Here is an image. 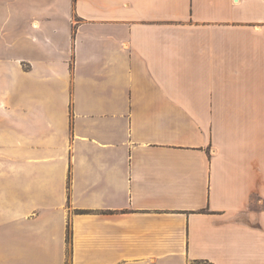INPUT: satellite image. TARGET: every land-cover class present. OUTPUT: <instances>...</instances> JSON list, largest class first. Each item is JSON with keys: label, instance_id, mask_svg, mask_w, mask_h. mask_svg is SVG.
<instances>
[{"label": "crops", "instance_id": "0c3cea01", "mask_svg": "<svg viewBox=\"0 0 264 264\" xmlns=\"http://www.w3.org/2000/svg\"><path fill=\"white\" fill-rule=\"evenodd\" d=\"M0 264H264V0H0Z\"/></svg>", "mask_w": 264, "mask_h": 264}, {"label": "trees", "instance_id": "16d2710c", "mask_svg": "<svg viewBox=\"0 0 264 264\" xmlns=\"http://www.w3.org/2000/svg\"><path fill=\"white\" fill-rule=\"evenodd\" d=\"M71 241V226L70 223L67 225V242L70 243Z\"/></svg>", "mask_w": 264, "mask_h": 264}, {"label": "rangeland", "instance_id": "374dc122", "mask_svg": "<svg viewBox=\"0 0 264 264\" xmlns=\"http://www.w3.org/2000/svg\"><path fill=\"white\" fill-rule=\"evenodd\" d=\"M6 54H8L10 56L11 55V51H8ZM69 245H70V243L67 242V247H68V254L67 255H68V258H69ZM67 263H69V260H67Z\"/></svg>", "mask_w": 264, "mask_h": 264}]
</instances>
